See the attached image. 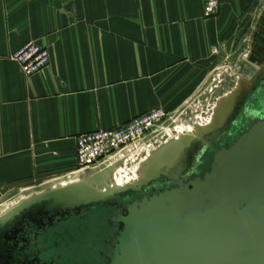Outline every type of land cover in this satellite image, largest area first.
I'll use <instances>...</instances> for the list:
<instances>
[{
    "label": "crops",
    "instance_id": "crops-1",
    "mask_svg": "<svg viewBox=\"0 0 264 264\" xmlns=\"http://www.w3.org/2000/svg\"><path fill=\"white\" fill-rule=\"evenodd\" d=\"M204 1L0 0L2 199L74 173L82 133L157 107L195 103L201 118V89L223 63L243 80L257 72L243 58L263 71L264 0H219L210 17ZM29 41L51 61L27 76L11 54Z\"/></svg>",
    "mask_w": 264,
    "mask_h": 264
},
{
    "label": "water",
    "instance_id": "water-1",
    "mask_svg": "<svg viewBox=\"0 0 264 264\" xmlns=\"http://www.w3.org/2000/svg\"><path fill=\"white\" fill-rule=\"evenodd\" d=\"M242 62L250 64L256 74L245 80L239 79L238 86L222 102L221 98L226 95L214 96L216 105H211V110L208 104L206 118H200L208 127L189 126L195 131L187 135L182 134L185 128L180 130V139L170 138L154 153H148L147 166L139 174L132 172L134 176L128 179V173L121 171L124 167L118 165L131 164L142 145L146 146L143 151L151 152L152 142L162 133L168 132L170 135L166 136H172L178 132L179 126L174 124L180 120L183 111L177 117L172 115L158 134L100 166L56 179L60 180L58 185L22 200L12 208L8 209L7 201H2L0 236L26 211L32 216L39 210L51 209L54 216H59L61 212L106 205L121 194L142 191L143 187L165 177L173 180L175 187L138 199L117 219L123 228L109 254L112 264H264V118L252 124L231 146L217 151L204 176L195 177L188 183L185 180L190 174L180 179L195 144L204 142L211 146L230 130L233 123H229L230 119L237 115L263 77L264 70L249 58H243ZM88 172L90 177L101 174V184L96 182L97 179L95 185L92 180H84L85 177L72 178L86 176ZM109 172L116 179L119 174V179L103 185ZM145 173L147 176L143 177ZM63 182L67 184L62 185ZM118 184L122 187H114Z\"/></svg>",
    "mask_w": 264,
    "mask_h": 264
},
{
    "label": "flooded vegetation",
    "instance_id": "flooded-vegetation-1",
    "mask_svg": "<svg viewBox=\"0 0 264 264\" xmlns=\"http://www.w3.org/2000/svg\"><path fill=\"white\" fill-rule=\"evenodd\" d=\"M256 86L237 115L230 119L229 123L233 122L230 130L211 146H207L204 142L195 144L189 153L185 169L180 174V179L190 174L185 183L195 177L204 176L210 170L217 151L231 146L252 124L264 118V74ZM173 187H175L173 180L162 177L143 187L142 191L121 194L118 199L106 205H95L81 211L61 212L62 215L59 216H54L51 209L39 210L32 216L26 211L2 232L0 262L2 264H112L109 254L115 247L119 232L123 228L121 222L117 223L119 216L125 215L127 206L138 199L150 197L154 193Z\"/></svg>",
    "mask_w": 264,
    "mask_h": 264
},
{
    "label": "built area",
    "instance_id": "built-area-1",
    "mask_svg": "<svg viewBox=\"0 0 264 264\" xmlns=\"http://www.w3.org/2000/svg\"><path fill=\"white\" fill-rule=\"evenodd\" d=\"M219 0L204 1L205 17L214 16L219 12ZM22 72L33 75L46 69L51 61L50 49L36 41H29L11 54ZM171 115L163 108L157 107L134 117L129 122L109 129H99L77 136V170L79 172L95 168L120 155L133 145L143 142L154 134H158ZM167 135H170L166 132ZM151 146V144H148ZM145 145L141 146L143 150ZM138 151L137 156L140 155ZM5 201L0 193V203Z\"/></svg>",
    "mask_w": 264,
    "mask_h": 264
},
{
    "label": "rangeland",
    "instance_id": "rangeland-1",
    "mask_svg": "<svg viewBox=\"0 0 264 264\" xmlns=\"http://www.w3.org/2000/svg\"><path fill=\"white\" fill-rule=\"evenodd\" d=\"M251 50H252V48H251ZM232 65L233 64H231L229 66L228 62L223 63L221 65V66H223V68H219V70L217 69L213 72L214 75L212 77V80H213V78H215V80H213L212 82L207 81V83L201 89L202 94H203L202 99H201V108L203 111L202 113H203L204 118H206L205 114H206V110L208 108V104H210L209 108L211 109V105L215 104V100L213 98H214L217 90H219V88L222 86L223 83H225L227 81L229 83H232V85H230L228 87V89H231L229 91H232V89H235L238 86L239 77L236 74L232 73V68H231ZM210 87H212V88H210ZM210 90H212L211 92L213 93L211 99H210ZM223 95H224L223 92H219L217 94L218 97L223 96ZM227 96L228 95L226 94L225 97H222L221 102H222V100L227 98ZM186 107H187V109L183 113V115H179L180 120H178L174 124V125H177L180 127V128L177 127L179 129L178 132H174L172 134V136H166V133H162L160 136L155 138L154 142H152L153 147L150 149L151 152H146L145 150L143 151L142 149H139V151L141 152L140 155L136 156L131 164L129 163L127 166H124V164H121V166L118 165V167H124L123 170L121 169V171H125V173H128V179H130V176H134V174H131L132 172H135L136 174L141 173L143 171V168H145V166H147L145 164V162H146V159L148 158L149 154L154 153L157 149H159V147L163 146L166 143V141L169 140L170 138L171 139L172 138L174 139V137L178 138L181 134L180 130L185 128L183 130L182 134L187 135V134H192L195 131L194 128H188L189 126L196 127L199 124L203 125V126L207 125L206 121H203L199 118V114L201 111H200V109H198L195 106V103H192L191 107H189V105H187ZM218 107L219 106H217V108ZM176 117H177V115H176ZM211 122H212V120H211ZM205 127H208V126H205ZM178 139H180V138H178ZM109 173L110 174H109V176L106 177L105 181L103 182V185H105L106 183H111V181L116 182L117 179H119V174H117V179H116L115 176H113L111 172H109ZM104 176H105V174H104ZM145 176H147V173H145V175H143V177H145ZM83 177H85L84 180H87L88 182H89V180H92L93 183H94V180L97 179L96 182L98 184H101V177H102L101 174L94 175V177H90L89 172H88L86 174V176L76 175V176H73L72 178L73 179H75V178L82 179ZM136 179H138V178H136ZM122 182H125V180H123ZM59 183H60V180H58V181L55 180L53 182L38 180L33 184V186L12 192L9 196H6V198H5V201H7V203H8L7 204L8 209L14 207L15 205H17L22 200H25L27 198L34 196L35 194H38V193H41V192L46 191L48 189H51L54 185L56 186ZM66 184H67L66 182L62 183V185H66ZM114 187H116V188L122 187V185L118 184V185H114ZM1 216H2V213L0 214V218H1Z\"/></svg>",
    "mask_w": 264,
    "mask_h": 264
}]
</instances>
